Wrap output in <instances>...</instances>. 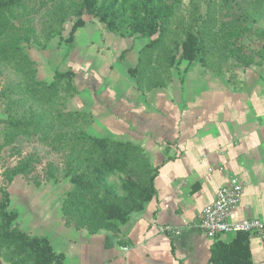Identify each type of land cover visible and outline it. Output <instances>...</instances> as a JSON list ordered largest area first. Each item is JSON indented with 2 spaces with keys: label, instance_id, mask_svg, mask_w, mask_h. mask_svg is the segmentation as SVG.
<instances>
[{
  "label": "crops",
  "instance_id": "obj_1",
  "mask_svg": "<svg viewBox=\"0 0 264 264\" xmlns=\"http://www.w3.org/2000/svg\"><path fill=\"white\" fill-rule=\"evenodd\" d=\"M86 27L74 31L69 54L50 43L43 52L50 57L48 69L74 73L72 104L92 115L90 133L144 149L156 170L155 195L116 234L64 226L57 211L32 202L35 190L17 177L7 188L8 205L27 233L46 237L63 255V264H213L215 243L234 236L211 239L187 226L230 177L243 186L232 221L264 220V60L235 77L213 76L181 61L165 87L140 90L128 73L140 44L122 37L109 46L97 28L84 32ZM26 204L35 212L25 211ZM42 225L46 231L36 234ZM168 225L181 233L161 231ZM245 239L250 264H264V234Z\"/></svg>",
  "mask_w": 264,
  "mask_h": 264
},
{
  "label": "trees",
  "instance_id": "obj_2",
  "mask_svg": "<svg viewBox=\"0 0 264 264\" xmlns=\"http://www.w3.org/2000/svg\"><path fill=\"white\" fill-rule=\"evenodd\" d=\"M20 1L0 0V72L14 68L15 73V78L8 83L10 90L0 89V103L8 111L9 123L20 133L16 138L17 143L28 140L27 143L36 141L51 147L54 139L60 143L65 160L61 178L68 179L72 186L64 195L62 213L76 220L73 225L66 224L64 220L66 227L84 229L88 233L105 231L116 234L132 213L141 211L154 197L156 170L150 166L144 149L139 145L107 136L89 135L86 128L93 121L90 113L73 114L74 125L81 126L76 127V132L65 140L58 138L56 128L72 125V117L65 122L50 110L61 102L62 90L71 96L77 93L74 73L71 70H57L50 83L36 78L34 62L28 59L23 50L28 37L18 35L16 40L4 32L11 24L8 15L14 16L13 11ZM176 5L175 1L166 0H80L74 9L75 21L66 40L71 42L74 31L84 26L83 17L86 15L97 19L109 32L147 40L139 51L137 63L128 68V73L140 90L165 87L171 80L173 65L181 61L205 64L208 53L213 52L211 43L214 39L218 40L217 33L209 23L213 18H210L209 24L202 22L184 30L183 37L176 40L172 48L165 45V38L172 29ZM58 31L51 32V37ZM158 50L168 62L157 60L155 63L153 56ZM149 67L153 70L164 67V70L153 72L150 78L147 75ZM17 109L22 112L21 116L10 113ZM52 149L59 152L54 143ZM25 172L27 167L24 165L14 168L6 185L0 187V263L63 264V255L53 251L46 237L30 236L13 224L17 213L7 209V188L16 176ZM115 175L119 176L118 183L110 180ZM50 178L54 182L59 179L54 175H50ZM230 235L234 236L230 241H217L213 246L212 263L250 264L245 239L249 234Z\"/></svg>",
  "mask_w": 264,
  "mask_h": 264
},
{
  "label": "rangeland",
  "instance_id": "obj_3",
  "mask_svg": "<svg viewBox=\"0 0 264 264\" xmlns=\"http://www.w3.org/2000/svg\"><path fill=\"white\" fill-rule=\"evenodd\" d=\"M166 1H175L177 5L174 11L172 29L165 38V45L172 48L175 41L183 37L184 30L191 29L202 22L211 23L212 30L217 33L216 38L218 40L214 39L211 43L213 52L208 53L205 64L195 62L188 64V67L199 64L203 68L204 73L213 76L235 77L238 72L244 71L258 62H263L264 0H228V2L225 0ZM79 2L80 0H21L18 7L13 11L14 16L8 15L11 19V24L4 32H6L7 36H14L16 40L19 38L18 35L20 37H28V41L24 42L23 50L28 59L34 62L33 67L35 68L37 79L50 83L53 80L54 72L60 70V68L55 69L52 74L47 64L50 57H48L49 55L43 56V52L48 49L51 42L62 52H68V54L71 52L70 42L66 39L75 21L74 9ZM210 18H213V20L208 23ZM83 19L85 20L84 25H87L84 32L92 30L90 28L94 26L93 29L97 28V31L102 34L101 38L105 39L106 37V41L110 42L109 46H112L113 41H118L122 38L119 34L108 32L103 26L100 27L97 19L91 16L86 15ZM57 30H59L58 33L51 37V32H57ZM49 37L51 38L47 40ZM129 39L136 44H140V49L147 42V40L139 38ZM54 41L56 43H53ZM92 42H98V38H94ZM140 49L138 50L137 58ZM127 51L125 50V52ZM156 53V56H153L155 63L157 60L163 63L167 61L166 56L162 55L160 50ZM181 63L177 62L171 67V76L177 70L180 71ZM13 69L9 71L4 69V72H0V89L3 87L10 90L8 83L15 78ZM162 70H164V67L158 70H153L149 67L147 68V75L152 78L153 72ZM74 96L62 90L61 102L50 110L55 115L62 117L65 122L72 117V125L56 128L60 140H65L69 135L76 132L74 130L76 127L81 126L74 125L73 114L77 112L88 114L85 110L75 108L72 104ZM4 108L3 104L0 103V187L6 185L8 176L11 175L14 168H20L24 165V167H27V172L16 177L24 186L35 190V193H31L33 196L30 197L32 202L38 201V205L41 208L44 205L49 208L47 210L57 211L58 217L62 219L64 226L66 224L73 225L76 220L72 217H65L62 213L64 195L72 189V186L68 179L61 178L64 171L63 161L65 160L64 155L61 154L60 143H57L55 141L57 139H54L56 138V131L52 147L54 143L59 152L56 150L52 151L51 146H45L36 141L27 143L26 141L28 140H21V143H17L16 138L20 133L15 126L9 123L6 115L8 111L4 110ZM10 113L16 116L22 115V112L18 109L16 111L11 110ZM78 123H81V120H78ZM91 123L86 128L87 133L91 136L99 137L92 132L90 133L89 127ZM50 175L57 176L59 179L54 182ZM110 180L118 183L119 176H111ZM12 206L14 205L11 204V207L8 205L7 209L14 211L15 209ZM29 206L27 205L24 210L35 212ZM38 222H36V226L39 225ZM13 224L16 228L27 233L25 231L26 225L18 218V213ZM45 228L47 227L42 225L40 231L36 229V232H39L36 234L46 231ZM27 234L30 236L34 235Z\"/></svg>",
  "mask_w": 264,
  "mask_h": 264
},
{
  "label": "built area",
  "instance_id": "obj_4",
  "mask_svg": "<svg viewBox=\"0 0 264 264\" xmlns=\"http://www.w3.org/2000/svg\"><path fill=\"white\" fill-rule=\"evenodd\" d=\"M243 191V186L238 178L232 176L220 186L213 201L205 206L197 215V219L187 226L203 232L213 239L223 234H264V220L249 218L232 221L231 215L238 206ZM161 231L177 236L182 228L178 226H165Z\"/></svg>",
  "mask_w": 264,
  "mask_h": 264
}]
</instances>
